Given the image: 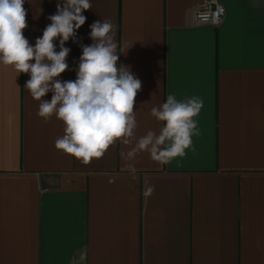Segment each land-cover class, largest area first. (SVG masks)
<instances>
[{"label": "crops", "instance_id": "1", "mask_svg": "<svg viewBox=\"0 0 264 264\" xmlns=\"http://www.w3.org/2000/svg\"><path fill=\"white\" fill-rule=\"evenodd\" d=\"M201 1L91 0L66 42L60 78L74 80L89 25H115L120 63L142 82L136 139L159 133L151 109L169 94L203 99L199 135L166 164L127 158L135 140L87 164L58 150L64 122L37 115L29 75L0 64V264H264V0H219L216 26L194 21ZM57 2L26 0L30 43Z\"/></svg>", "mask_w": 264, "mask_h": 264}, {"label": "clouds", "instance_id": "2", "mask_svg": "<svg viewBox=\"0 0 264 264\" xmlns=\"http://www.w3.org/2000/svg\"><path fill=\"white\" fill-rule=\"evenodd\" d=\"M25 2L0 0V64L13 66L18 75H29L24 87L41 101L37 115L45 120L55 115L64 122V135L55 141L58 150L87 164L102 157L119 139L126 145L135 140L126 154L129 159L146 151L166 164L186 155L192 137L199 135L194 118L203 108L202 98L178 100L169 94L164 103L151 109V115L163 122L159 133L149 130L136 139L134 105L142 82L130 66L120 63L125 50L118 52L115 25L104 19L89 25L92 43L79 45V62L71 69L76 78L63 80L60 77L69 70L66 58L71 51L66 42L71 38L78 43V30L87 19L83 13L92 8L91 0H58L55 14L47 17L51 23L34 44L23 33L28 26ZM48 93H52L51 99H42ZM153 191L148 187L145 195Z\"/></svg>", "mask_w": 264, "mask_h": 264}, {"label": "built area", "instance_id": "3", "mask_svg": "<svg viewBox=\"0 0 264 264\" xmlns=\"http://www.w3.org/2000/svg\"><path fill=\"white\" fill-rule=\"evenodd\" d=\"M225 15V8L219 0H202L193 7V18L196 23L216 26Z\"/></svg>", "mask_w": 264, "mask_h": 264}]
</instances>
